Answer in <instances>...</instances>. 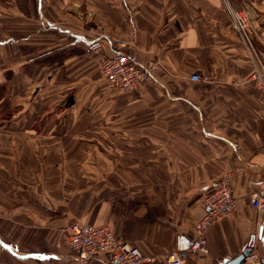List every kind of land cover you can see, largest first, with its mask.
Masks as SVG:
<instances>
[{"label": "crops", "instance_id": "obj_1", "mask_svg": "<svg viewBox=\"0 0 264 264\" xmlns=\"http://www.w3.org/2000/svg\"><path fill=\"white\" fill-rule=\"evenodd\" d=\"M231 11L246 16L247 41L231 27ZM61 29L77 40L118 44L158 71L136 92L98 93L100 52H82ZM3 36L2 100L10 103L13 87L32 84L27 74L37 71L25 101L34 100L38 121L51 124L0 126V264H105L102 256L69 255L64 242L75 222L109 228L140 251L142 264H167L173 252L183 264H221L251 245L263 261L264 212L251 207L248 194L264 182V89L257 76L264 70V0H0ZM13 38L36 55L22 64L21 79ZM81 86L83 117L99 123L54 124L60 112L74 116L65 110ZM25 106L16 108L26 113ZM97 130V142L75 139ZM226 171L234 209L210 227L204 248L192 250L203 198ZM46 178L56 195L40 201Z\"/></svg>", "mask_w": 264, "mask_h": 264}, {"label": "built area", "instance_id": "obj_2", "mask_svg": "<svg viewBox=\"0 0 264 264\" xmlns=\"http://www.w3.org/2000/svg\"><path fill=\"white\" fill-rule=\"evenodd\" d=\"M229 15L232 28L247 41L246 16L234 11L229 12ZM84 42L89 51L100 52L99 71L110 88L124 93H132L153 78L154 65L135 62L123 51L122 46L112 44L110 41L104 44L101 37L84 40ZM257 76L264 89V70ZM190 78L193 81L199 80L197 74H192ZM231 179L232 173L224 172L215 182L213 188L204 196V213L194 224L195 238L190 245L192 250L204 248L207 244V232L210 227L233 211L234 200L230 194ZM248 197L252 208L264 212V182L258 187H252ZM65 245L69 249L71 257L78 261H88L97 256L104 257L105 264H142L145 260L136 247L116 239L109 228L105 226L72 223L69 226ZM248 249L250 253L239 264H244V262L262 264V258L256 252L255 246L251 245ZM165 260L167 264H183L177 253L174 252L168 254Z\"/></svg>", "mask_w": 264, "mask_h": 264}, {"label": "rangeland", "instance_id": "obj_3", "mask_svg": "<svg viewBox=\"0 0 264 264\" xmlns=\"http://www.w3.org/2000/svg\"><path fill=\"white\" fill-rule=\"evenodd\" d=\"M37 7H39V4L37 5ZM51 7H52V5L46 6L47 9H49ZM36 16L42 18L41 8H39V10L37 11V15ZM41 24H42L43 28L45 27V29H47L48 26H50V27L52 26V24L49 25L48 22H45V21L44 22L40 21L39 26ZM231 27H232V23H231ZM53 28H56V27H53ZM59 32L68 35V37L70 38L69 44H73V43H76V45L79 44V47L82 50V52H83V50L91 52V53L94 52V51H89L87 48L86 49L83 48L84 46L86 47L85 42H84V40H86V39L80 37L82 39H78L77 40L66 29H64V30L61 29V30H59ZM13 40L16 41L17 43L13 42L16 45H12V47H14L13 49H14V51L15 50L16 51L14 52L15 54L12 55L11 59H12L13 66H16V68H17L16 71L18 72V75L20 76V79H21V76H26V70H27V68H25L22 64L25 63L26 61L30 60V59H35L36 55H35V52H29V53L27 52L30 47H21L22 45H21V42L18 40V38H16V39L13 38ZM106 41L107 40H105V42ZM5 43H6V38L4 36L0 37V48H1V45L5 44ZM30 53L33 54V57H31ZM94 53H96V52H94ZM4 56H5V52L1 49L0 50V60L4 59ZM6 59H7V57H6ZM97 68L99 70L98 60H97ZM5 69L6 68L2 69V67L0 66V74H3ZM45 70H48V69H45ZM48 71H51V70H48ZM156 71H158L157 67H156ZM36 72L37 71L32 70L31 73L27 74V76H30L32 74V78L30 79L32 84H30L29 82H27L25 80V81L22 82V84H23L22 86L20 85V83H17V85L13 87V92L16 95L11 96V97H13V100L10 103L9 102H4L2 100L3 99L2 97L4 96V94H3L4 90L0 89V98H1L0 99V126H8L9 124L8 125H6V124L9 123V122H10V124H13V125L14 124L24 123V124H28V125H32V126H44V125H47V124H51L48 120L47 121L46 120L38 121L37 109L35 107L36 102L34 100H30L29 99L28 102L25 101L27 96L32 95V93L36 89V78H37L36 77ZM99 73H100V71H99ZM8 75H10V74L7 73L6 76H8ZM155 75L156 74H154V76ZM37 76L41 79L42 76H43L42 71H40V73L37 74ZM100 76H101V73H100ZM101 78L103 79L102 76H101ZM44 86H46V84L43 85L42 87H44ZM20 87H21V91L19 92V91H17V88H20ZM102 87H103L102 89L98 90V93L99 92L103 93V92H108L109 90H114V89L110 88L106 84L105 80L103 81ZM84 96H86V91H84L83 90V86H81L80 87V91H76V98H78L79 100L75 99V101L73 103V106H71L70 108H67V110H65V111L72 110L74 112V116L71 117V118L65 119V113L63 114V113L60 112V117H59L60 123L59 122H54V124H59V125L62 126V125H67V124H72V123L76 124L77 123L78 126H81L82 128L84 126H89V125L93 126L95 124H98L99 123V119H100L99 117H92L91 119H89L90 118L89 117V118H86V120L83 117V114H84L85 109H86V103H87V101L84 102ZM92 96H93V107H92L93 110L92 111L96 113V111L98 110V104H99V99L98 98L99 97H98V95L95 96L94 94ZM88 103H91V101H89ZM19 104H21V106H24V108L26 107L25 104H27V112L26 113H23V110L22 111L20 110L21 107H20V109L16 108L17 106H19ZM88 109H89V107H88ZM44 119H50V118H44ZM96 128H98V127H96ZM102 134L103 133H100L97 130V131H94V132H91V133H84V132L78 133L77 132V133H74V136H75L76 140H78V139L88 140V141L92 140L94 142H97V141H99L102 138ZM65 135L69 136L68 133H65ZM76 167H77L78 170L83 172V169H84L83 165H76ZM92 168L97 170V172L99 170V166H94L93 165ZM94 183H95V181H92V185H94ZM97 183H99V182H97ZM49 184H50V179H48V178H46L45 182L43 181V182L39 183L40 188H42L43 190L45 189L44 190V194L40 195V201H42L43 198H45V201L48 198H52L51 197L52 194L56 195L54 190H53V183L50 184V185ZM65 184L67 186V190H65L64 194H67L68 187H69V185L71 186V184H69L68 182L65 183ZM56 185H57V182H56ZM79 186L80 185L77 184V187H76L77 190H78ZM52 190H53V192H52ZM60 190H64V189H60ZM59 196L60 195H57L56 197H58V198H56V199H58L61 203L67 201V195L66 196H60V197ZM28 201H29V198H28ZM69 255H70V251H69Z\"/></svg>", "mask_w": 264, "mask_h": 264}, {"label": "water", "instance_id": "obj_4", "mask_svg": "<svg viewBox=\"0 0 264 264\" xmlns=\"http://www.w3.org/2000/svg\"><path fill=\"white\" fill-rule=\"evenodd\" d=\"M262 230H263V226L260 227V232H259L260 234L258 236L259 238H261ZM262 249H263V262H264V243H263ZM249 253H250V250L247 249L241 255L236 257L235 259H233L231 261L224 260L221 264H239L243 260L244 257L248 256Z\"/></svg>", "mask_w": 264, "mask_h": 264}]
</instances>
